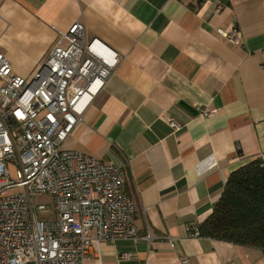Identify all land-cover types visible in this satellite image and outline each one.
<instances>
[{
  "label": "crops",
  "instance_id": "1",
  "mask_svg": "<svg viewBox=\"0 0 264 264\" xmlns=\"http://www.w3.org/2000/svg\"><path fill=\"white\" fill-rule=\"evenodd\" d=\"M74 23L119 58L63 143L120 166L134 201L137 236L102 242V264H264L259 247L187 233L232 171L264 160V0H0V53L29 77Z\"/></svg>",
  "mask_w": 264,
  "mask_h": 264
},
{
  "label": "built area",
  "instance_id": "2",
  "mask_svg": "<svg viewBox=\"0 0 264 264\" xmlns=\"http://www.w3.org/2000/svg\"><path fill=\"white\" fill-rule=\"evenodd\" d=\"M222 33L231 43L240 37L234 26ZM118 60L80 23L59 33L29 77L14 74L0 53V264H102V242L137 236L121 167L63 146ZM166 121L174 132L182 128ZM42 194L52 196L53 218L36 214L47 211L32 204ZM187 233L199 236L198 225Z\"/></svg>",
  "mask_w": 264,
  "mask_h": 264
},
{
  "label": "trees",
  "instance_id": "3",
  "mask_svg": "<svg viewBox=\"0 0 264 264\" xmlns=\"http://www.w3.org/2000/svg\"><path fill=\"white\" fill-rule=\"evenodd\" d=\"M199 235L264 250V160L256 157L232 171Z\"/></svg>",
  "mask_w": 264,
  "mask_h": 264
},
{
  "label": "rangeland",
  "instance_id": "4",
  "mask_svg": "<svg viewBox=\"0 0 264 264\" xmlns=\"http://www.w3.org/2000/svg\"><path fill=\"white\" fill-rule=\"evenodd\" d=\"M262 158V157H261ZM263 159V158H262ZM32 204L37 207L38 205L43 204L47 211L41 212L37 209L36 214L38 217H45V218H53V199L51 195L48 194H42L33 197Z\"/></svg>",
  "mask_w": 264,
  "mask_h": 264
}]
</instances>
